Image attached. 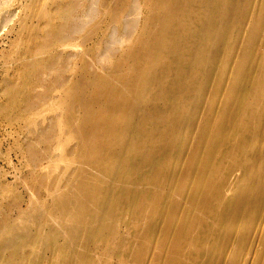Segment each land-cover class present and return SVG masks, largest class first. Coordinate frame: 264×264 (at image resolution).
I'll use <instances>...</instances> for the list:
<instances>
[{
	"label": "bare ground",
	"instance_id": "bare-ground-1",
	"mask_svg": "<svg viewBox=\"0 0 264 264\" xmlns=\"http://www.w3.org/2000/svg\"><path fill=\"white\" fill-rule=\"evenodd\" d=\"M92 1L32 0L7 57L13 66L2 80L0 118L19 126L20 131L26 128L31 137L20 145L31 166L28 180L33 192L40 195L35 208L49 213L51 220L46 236L36 233L29 237L32 220L27 215L21 213L13 221L1 214L0 244L5 237L14 238V233L23 234L7 254L0 247L1 264H208L211 260L225 264L231 255V264H240L247 256L252 264H264V233L258 234L264 195L244 200L239 194L228 202L236 181L242 176L245 181L247 170L257 177L246 190L264 191V161H260L264 149L259 151L255 146L258 139L247 132L251 123L262 120L260 132L264 133V60L252 48L246 49L240 60L235 59L238 47L245 42L232 41L229 30H222L224 41L222 46L216 45L222 50L216 68L217 74H224L225 82H213L215 69L205 65L201 82L193 83L192 92L212 108L196 104L182 117L192 104L191 90L181 83L171 96L162 85L169 76L177 74L183 82L199 72L207 53L200 45L208 37L215 38V33L197 19L204 2L192 7L194 0H145L143 27L111 64L114 69L129 68V72L119 75L116 85L114 78H102L106 86L102 102L109 106L99 108L96 115L84 110L91 132L86 139L79 138L73 125L80 103L77 80L88 51L84 48L77 60L74 54L91 38L90 30L79 34V28L85 26L81 27V22L87 20ZM236 10L235 25L241 27L248 19L257 21L251 44L264 50V0L237 5ZM175 15L179 18L174 21ZM32 19L35 23L27 24ZM191 30H195L193 35ZM259 33L262 38L257 40ZM103 42L93 47L99 55ZM168 57L172 59L164 62ZM233 60L240 61L239 65ZM252 64L255 69L249 68ZM177 67L183 71L176 73ZM243 81L248 84L244 86ZM137 92L143 103L139 109L132 105ZM221 97H227L226 104ZM156 99L158 103L153 102ZM145 110L151 111L152 117H147ZM138 116L143 118L133 121ZM153 118L159 121L156 129L161 140L152 145L151 132L144 131L155 124ZM123 119L129 123L126 129L112 125ZM198 129L202 138L199 143L191 142ZM260 139L264 141V135ZM174 154L181 157L179 165L171 163ZM197 156L203 159L196 162ZM249 156L254 157L247 163ZM189 160L195 161V167L186 172L183 164ZM11 187L7 188L12 192ZM45 193L50 194L49 201L43 199ZM115 197L120 199L117 206H110L108 200ZM20 200L16 194L10 203L16 206ZM253 208L259 217L251 216ZM129 214L136 217L131 220ZM248 219L254 223L249 231L242 229ZM234 226L241 229V235L234 238L237 248L233 251L232 239L224 232ZM120 228L130 230L128 242ZM258 239L262 244L254 250L253 242ZM29 241L32 250L19 258L20 249ZM204 250L210 253L209 260L197 261ZM64 256L69 260L64 261Z\"/></svg>",
	"mask_w": 264,
	"mask_h": 264
},
{
	"label": "rangeland",
	"instance_id": "rangeland-1",
	"mask_svg": "<svg viewBox=\"0 0 264 264\" xmlns=\"http://www.w3.org/2000/svg\"><path fill=\"white\" fill-rule=\"evenodd\" d=\"M256 1L257 0H219L218 1L219 3L215 4L216 7H215V5H213L211 3L209 4V1H207V3L205 1H202V0L192 1L191 6L193 5L195 7H197L198 5H201L204 2V6H205V7H203L204 10L202 12H200V14L197 15V19L199 20V22H202L205 27L209 26V27H207L208 29L212 28L213 33H215V38L214 37H212V38L208 37L209 39L207 38V40L204 42V44L200 45V46H202L201 50L202 51L205 50L204 52H207V53L203 57V64H202L201 70L199 72L191 75V77H189V79H186L183 82H182V80L180 81L179 76L175 77V76H177V74L174 75L173 77L169 76V78H167V80L163 83L162 86L165 87V88L164 87L163 88L165 90H167V92L169 91L171 96L176 91V90L174 91V89H176L178 87V85H182L183 83L186 84V85L183 84V86L186 89L188 88L187 90H191L190 92H192V87L194 88V86H195L193 83H195V82L197 83V81L200 80V78L202 77V75L205 71V65L207 67L211 65L212 69L213 68L215 69V70L213 69L214 74H215L213 82H219V81L225 82V79H223V78H225L224 74H217V68H216L217 67L216 58L218 57V54L222 51L221 47H219V50H218L217 46H219V43L222 46V42L224 41V34H225V32H223V31L229 30L228 32L230 34L232 41L241 42L242 40H244L243 42H245V44H241V46L238 47V51L236 53L237 56H235V59L240 60L239 57H241L245 53L246 49L248 50L249 48H252V50L255 51L254 53L259 54L261 59L264 60V57L262 56V55H264V50L263 49L256 50L255 47L253 48V46H252L253 44H251L252 40L250 38V35L252 34L253 28L255 27V24H257L256 23L257 21L255 22L253 20V22H252L251 20L248 19V21L246 20V22L245 21L243 22V25L241 26L242 28L240 26H237L234 24L235 13L237 11L236 10L237 5L240 7H244L247 5H254ZM31 2H32V0H0V103L3 99L1 90H2V80L5 76L4 73H6V70H8V69L9 70L12 69V66H13V64L11 65L12 62L7 61V57H9L12 54V49H13L12 47L18 38V34H19L22 26L25 24L24 22H26L25 21L26 20V18H25L26 10H28V7L30 6ZM210 5H212V6H210ZM208 6H209V8H208ZM212 10L214 13L212 12ZM119 11H121V12H119ZM88 12L90 13V15H88L89 13L87 14V16H86L87 20L85 19L86 22L84 21V24H83V22H81V27H82V25H85L86 28H85V26H83L82 29L79 28V31H80L79 34H81L82 31H83L82 33H86L88 30H90L89 32H91V38L89 39V41H87L85 46H81L78 49V51L75 52V53H77V55L74 54V56H76L74 58V60L75 59L77 60L81 56V53H82L81 51H83L84 48L87 49V51H88V55L85 54V57H84L85 62L81 66L82 70L78 75L77 90L79 92L80 103L78 106V114L75 115L76 118H75V122L73 124L75 131L79 135V138H83V139H86L90 135V132H91V129H90L91 127L89 126L90 124L84 120V116H83L84 110L88 109L92 112L91 114L94 113V115H96L99 108H101V107L107 108L109 106L108 104H105L102 102L103 96H104L103 93H104V90H106V86H105L102 78L103 77H105V78L106 77H112V78H114L115 85H116V84H118V82L116 81L118 76L121 74H125V73L129 72V68L114 69L111 64H113L112 61H114L115 58L118 57L122 53V49L135 38L137 33H139L140 29L143 27V25L145 23V19H146V14H147V7L145 5V0H93L92 5H91L90 9L88 10ZM117 12H119V13L117 14ZM117 18L120 19V21H121L120 23H118V21L116 20ZM172 18L175 21L179 17L177 15H175V17H172ZM106 20H109L108 23L110 22V24L108 26H106ZM35 21H36L35 19L29 20V22L27 24L32 25L35 23ZM89 21H90V24H89ZM88 25H92V27L88 26ZM87 27L89 29H87ZM226 28H227V30H226ZM94 30H95V33H93ZM191 31L192 32H190V35H193L195 30H191ZM221 34H223V36ZM220 36H222L223 38ZM217 37L220 38V40ZM259 37L262 38L261 33L257 34V38H258L257 40L260 39ZM222 39H223V41H222ZM102 40H104V42H103V45L101 48L102 51L99 55V53L96 52L93 49V47H94V45L98 44L99 41H102ZM227 42H228V40H226L225 43L223 44V46H224V47H222L223 48V54L226 50ZM216 43H218V44H216ZM242 45H244V46H242ZM212 50H215L216 54L213 53ZM188 53L191 54L190 49L188 50ZM87 57H88V59H87ZM168 58L169 59L164 58L163 61L168 62V60L172 59L171 57H168ZM233 61H236V60H233ZM239 62H237L238 64L237 63L236 64L234 63V64L237 66V65H239ZM85 64L87 65L86 67H85ZM254 64L250 65L249 68L250 69L254 68L255 67ZM8 67H10V68H8ZM180 67L182 68V66H179V68ZM203 68H204V70H203ZM180 70L183 71L182 69H178V67H177L176 73L181 72ZM201 71H202V74H201ZM93 75H94V77H93ZM200 82H201V80H200ZM243 83H244L243 85L246 86L248 84V81H243ZM228 87L229 86H227V88ZM171 91H173V92L171 93ZM137 93H138V95L136 94V97H138L137 98L138 100L136 98H135L136 100L135 99L133 100V102L135 101L134 104L136 106L134 104H132L135 109L137 107H138L137 109H139V107L142 108V106H143L142 105L143 103L141 102L142 99H140L141 97L139 96L141 93L140 94H139V92H137ZM191 97H192V99L191 98L190 99H191L192 104L190 102L189 103L192 106L188 105L186 112H183L184 115L182 113V117L186 118L188 116V114H187V112H189L188 110H191V108H194V105H196V104H197V106L199 105V106H203V107L205 105L204 109H206L207 105H208V108H212V106H210L209 104H206L205 101L199 100V98L196 97L195 91L192 92ZM169 99H171V98L169 97ZM223 99H225V100H223ZM249 99L252 100L251 97ZM220 100H221V102L223 101L226 104L227 97H224V98L221 97ZM157 101H158V99L154 100L153 102L158 103ZM140 105H142V106H140ZM144 114H146V115L148 114L147 117L148 116L152 117L153 113H151V111H149V113L147 111V113H146V110H145ZM219 115L222 116V113ZM231 116L234 119L236 117V114L232 113ZM134 118H132L133 121H136L139 118V116L134 117ZM141 118H143V117L140 116L139 119H141ZM130 120L131 119H128V121L131 123L132 120L131 121ZM156 120H157V118L155 120L153 118V120H151V122H155V124H157V125L152 123V125L154 124V126L150 125V129H149V126H147L145 128L146 130L145 129H144L145 131L143 130L148 135L150 132L152 133V134L150 133V137H151L150 142L152 145L154 143L156 144L157 142H159L161 140V135L159 134V136H158V134H157L158 132L156 129L157 126L159 125L158 124L159 121L158 120L156 121ZM125 121L127 122V119L126 120L123 119L121 121L119 120V123H117L118 120H116V121H114V123L112 125L117 126V127H120V126L125 127L126 125L129 126L128 125L129 123L127 122V124H125L126 123ZM3 122L4 121L0 118V225H2V223H3L2 219H1V214H3V213L7 214L8 215V216L6 215L7 218L9 217L11 219L13 218L14 220H18L19 219L18 217L21 216L20 214L22 213V215H24V216L27 215V216H25L26 218H29L30 220H32V226L30 227V230L28 232L29 237L32 235H35L36 233H40L42 236H46L48 234V231H49L51 217H50L49 213H47V212L42 213L43 210L35 208V206H36L35 204H37V201L39 200L40 195L35 194L33 192V190L30 188L28 175H29V171L31 169V166H30L28 159H27V152L23 148H21V146H20L24 142H30L31 140L29 141V139L31 137L29 136L26 128H23L20 131L21 128H19V126H14V125L11 126V125H9L5 122L3 123ZM115 122L117 125L115 124ZM261 124H263L262 120H258L255 122V124H254V122L251 123L248 126L249 129H247V132L249 131L248 134L251 133L250 135H252V137H256L255 138L256 140L258 139V141H256L257 145L255 144V146L258 148L259 151L264 149V141H262L260 139V138H263V135H264V133L262 134V132H260L261 131L260 128L262 126ZM124 127H122V128H124ZM126 128L127 127H125V129ZM147 128L149 129V131H147L148 130ZM152 130H154V132ZM199 132H201L200 129H198L193 134L192 138H190L191 142H195V143L198 142L199 143V138L200 137L202 138V136H200ZM127 133L128 132H126V134ZM129 134L130 133H128V135ZM201 135H202V132H201ZM125 137H126V135H125ZM192 139H193V141H192ZM196 139H198V140H196ZM201 140L202 139H200V141ZM257 148H256V150H257ZM195 157H193V158H195ZM201 157H203V156H201ZM253 157L254 156H251L246 162L248 163V162L252 161ZM171 158H172L171 163H173V165H179L180 164V163L178 164V162H181V159H179V158H181L180 156L174 154V156L172 155ZM200 158L198 159V156H197L198 160H196V158L194 160L196 162L197 161L200 162L203 159V158H201V159ZM190 160L183 164L186 172L193 171L192 168L195 167V161H190ZM260 161H264V159H260ZM189 165H191V169H190ZM243 175H245V178H246L245 181H244V176H242L243 178L239 182L236 181L235 188H234L232 194L228 197V202L232 203L231 200L234 201L235 198H237V196L239 194H242V195H239L238 197H242L244 200H250L252 198H255V196L261 197L264 195V191H258L257 190L256 192L255 191L252 192V191L246 190L247 184L251 180H254L255 177H257V174L254 171L252 172L251 170H247L246 172H244ZM7 187L13 188L14 191H12V192L9 191V189ZM148 188H149V186H146V189H148ZM241 192H243V193H241ZM58 193H60V191H58ZM16 194L21 197V200L16 206H13L10 203V200ZM43 199L49 201L50 194L45 193L43 195ZM119 200L120 199L117 197L111 198L108 200V204L110 206H115V205L117 206ZM230 203H229V205H230ZM229 208H230V206H229ZM256 209L257 208H253V211H252L253 214L251 215L252 217H257V216L259 217L260 216V214L256 211ZM128 217H129V219L133 220L136 216L134 214H129ZM259 221H260L259 228L260 227L261 228L259 229L258 234L259 233L263 234L264 233V216H261ZM242 225H243L242 229L248 230V231L253 229V227H254V223L250 219L246 220ZM120 229L122 230L121 232L125 237V241L128 242L131 239L130 230H128L126 228H120ZM18 232H20V229L17 231V233ZM224 233L227 237L232 239L233 246L231 248H233V251L236 250L237 244H236V242H234V238H237V236L241 235V229H239V227L237 228V226H234V227H230L229 229H227ZM2 234L3 233H1V231H0V235H2ZM127 234H128V236H127ZM14 236H15L14 238H13V235L10 236L13 239L10 238L9 236H8V238L5 237L4 239H6V241L1 243L2 246L0 244V247L2 249L4 248L3 252H6V254L8 251H10V249L14 245V242L18 238L19 239L23 238L22 233H18V234L14 233ZM7 239L9 241H7ZM260 241L261 240L258 239V241L256 240L255 242H253V244H254L253 249L254 250L257 249V246H259L258 248H260V246L262 244V242L260 243ZM256 243H257V245H256ZM62 244H63V242L61 241L59 243V245H62ZM31 250H32V242L29 241L26 244H24L22 246V248L20 249V252L18 254L19 258L23 259L24 256L27 253H29ZM231 251H232V249H231ZM45 254L48 257L52 256L50 251H46ZM209 254L210 253L206 250L201 251L197 255L198 257L196 259H197V261H205V260L207 261V260H209L208 258L210 257ZM64 258H63L64 261L69 260L68 256H64ZM99 258H100L99 255L96 254V259H99ZM230 258H231L230 260L229 259H227L228 261L226 260L225 264H229L230 261L232 262L233 255H231ZM3 259H4V256L1 254L0 255V264L3 262ZM210 262L212 264H216V262H214L212 260ZM24 263L28 264L27 261H24ZM211 263L208 262V264H211ZM78 264H81V263H78ZM240 264H252L251 256H247L245 259H242Z\"/></svg>",
	"mask_w": 264,
	"mask_h": 264
}]
</instances>
